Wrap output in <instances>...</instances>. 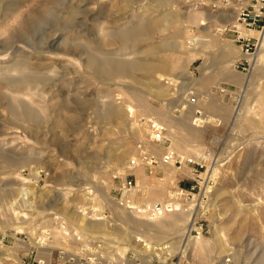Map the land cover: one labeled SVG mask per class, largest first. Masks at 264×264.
<instances>
[{"label": "rangeland", "instance_id": "obj_1", "mask_svg": "<svg viewBox=\"0 0 264 264\" xmlns=\"http://www.w3.org/2000/svg\"><path fill=\"white\" fill-rule=\"evenodd\" d=\"M43 1L0 0V264H264V27L240 17L252 22V0H54L8 39ZM147 22L162 28L132 45V56L102 41L103 31ZM76 33L77 53L103 43L155 69L101 80L78 55L43 51ZM20 57L42 66L49 84L20 92L5 84L21 75ZM17 101L47 118L32 124L12 113ZM93 106L123 117L107 123ZM150 119L162 124L158 142ZM140 145L155 163L130 164ZM170 149L195 164L162 162ZM124 177L136 206L176 201L170 215L184 218L167 227L145 223L146 213L130 217ZM198 238L214 246L199 253Z\"/></svg>", "mask_w": 264, "mask_h": 264}, {"label": "bare ground", "instance_id": "obj_2", "mask_svg": "<svg viewBox=\"0 0 264 264\" xmlns=\"http://www.w3.org/2000/svg\"><path fill=\"white\" fill-rule=\"evenodd\" d=\"M52 1L54 2V0H44L39 9L31 10V11H29L28 14H26L25 16L18 19L17 25L11 31H9L10 33H9L8 39L15 38L16 35L24 33V32L27 33V31L30 30L34 26V24H36L35 22L38 20V18H40L39 17L40 15L44 14V16H45V13L47 14V12L49 11V8H50L49 5ZM11 10L13 11V9H11ZM76 10H77V8L74 9L73 7H71L70 11L67 15V18H70V16L72 14H75ZM79 12H81V11H79ZM48 14H49V12H48ZM71 19L72 18H70V20ZM161 28H162V26L160 24L147 22V23H143V24H139V25H135V26L130 25V26L125 27V28L120 29V30L110 29V30H107L105 32L104 31L102 32V41H103L104 45H115V46H118L120 48H123L124 50H126L127 55H131V54H134V52L136 51L137 47H136V49H134V47L137 43H140V44H138V46L146 44L150 40L151 33L153 32V30L158 31ZM82 37H83L82 35L77 34V33H76V35H73V36L70 35V37L69 36L66 37L64 42L59 44V46H57L55 48H48V49H45L43 51L46 53H62L64 55H69V54L78 55L79 58H81L83 60L84 66L87 69H89L96 78L101 79V80L102 79L103 80L104 79L112 80L114 78H128L132 75L134 70H142V71L145 70L146 71V70H149L152 68L155 69V67H150L149 65H146V64H144V63H142L136 59H132L131 57L127 58V59H120V58H117L113 55H110V54L114 53V51L113 50L109 51L107 49L105 50L102 47L103 43L101 45L100 43L94 42V48H93L94 51L89 49L88 51H81V53L80 52L77 53V52L73 51L71 47H74V45L79 47L82 44V41H81ZM132 45L134 46L133 49H131ZM162 45H165V43L161 44V46ZM83 46H84V44H83ZM175 46H177V45H175ZM172 47H173V45H172ZM99 53H101V55ZM136 57H138V56H136ZM13 62H14L13 63L14 67H16L14 69H16V70L20 69V70H22V73H21V75L16 76V77H7V78L3 79V82L5 84H7L10 88L15 89L16 91L20 92V90H21L20 87L25 86V85H26V87L28 86V90H30V89H32L31 86L40 87V86H45V85L49 84L51 76L45 75L43 72H41L40 69L42 68V66L38 65L39 67L38 66L33 67L32 62H30V59H27L24 57L15 58L13 60ZM26 91L23 92V94H29V92L28 91L26 92ZM13 95H14V98H16V97H18L19 94L18 95L13 94ZM15 95H16V97H15ZM101 107L93 106L97 116L107 123L113 122V121L115 122V121H117L123 117V115H122L123 113L120 111V109H113L111 107H103V108H101ZM8 108L12 113H15V114H18V115L24 117L25 119L30 121L32 124H39V119H41V118L46 119L47 118L45 114L41 115L40 111L38 112V110H40V109H38L36 111V109L33 106H30L25 101L13 102V104L8 105ZM37 108H39V107H37ZM60 121H61L60 118H55V119H53L52 123H50L48 126L53 128L57 123L59 124ZM74 122H76V121H74ZM147 122H148V120H147ZM149 122L156 123V124H159V126H162V124H160L157 121L152 120V119H150ZM74 124H76V123H74ZM148 133H151V132L149 131ZM137 148H138V152H139L138 153L139 158H140V153L142 155H147V156L151 155V156L156 157L154 154H151L150 152H148V153L146 152V151H148V150H146L147 149L146 145H145V148H144V146L142 147L141 145L137 146ZM167 151H168V153L173 152L175 156H177L179 159H181V162L182 161L187 162V160L189 159L188 157L186 158L184 156H181L180 154L175 152V150L170 149ZM163 156L161 157L162 162H164ZM29 158H31V157H29ZM138 161L139 162H137V164H135L133 166H137L138 164L141 165L143 162V161H141V159ZM164 163H168V164L172 163L173 164V162H171V161L164 162ZM143 164L145 165L144 162H143ZM213 175H214V173H213ZM27 191H28V189H27ZM88 192L92 194L91 190L90 191L88 190ZM169 199H171V198H169ZM166 202H168V203H166ZM166 202H159L158 201V203H160L162 205L161 210L154 212V214H152L150 211L146 212V214L150 215L151 217L149 216L147 219H145L144 222L149 224V225H158V224L162 223L163 226L166 225L167 227H175L174 225H176L178 222H181V220L184 218L182 216L183 214L181 212L180 213L179 212L174 213V214L170 215V212H172L174 210L179 211V209H181L180 206L178 205V203L176 201H172V202L170 201L169 202V200ZM123 204L124 205L127 204L126 201H124ZM146 205H153V204L146 203ZM125 207H126V209H128V213L130 214L129 216L134 218V219H139V217L137 216L139 213H144V215H145V212H143L136 205L133 206V204H128ZM166 212H169L170 218L168 220H165V219L163 220L162 218H160V216H162ZM184 214H185V212H184ZM167 215H168V213H167ZM145 217H146V215H145ZM139 221H141V220H139ZM184 228L185 227L179 228L178 230L176 229L177 230L176 232L178 233V231H179V233H184L183 230L180 231L181 229H184ZM185 234H189V230H186ZM137 240L143 241V239L141 240L140 237H137ZM145 245H148V243L146 242ZM193 245L195 246V248L197 247V252H199V253H205L204 252L205 249L210 250L211 247L214 246V245H212L211 242H205V240H203L201 238H198L193 243ZM205 245H206V247H205ZM188 248H189L188 244L186 243L185 247L182 249V253H185Z\"/></svg>", "mask_w": 264, "mask_h": 264}, {"label": "built area", "instance_id": "obj_3", "mask_svg": "<svg viewBox=\"0 0 264 264\" xmlns=\"http://www.w3.org/2000/svg\"><path fill=\"white\" fill-rule=\"evenodd\" d=\"M247 10L249 12L252 10V13H251L252 22H246L245 21L247 19V17L250 16L249 15L250 13L244 14L242 12V14L240 15L241 20L244 21L247 26L252 27L255 25V23H257V21H260L264 24V0H252V3H250V7ZM263 24L261 26H259L260 29H263V27H264ZM148 128L150 129V132H151L150 138L152 140L160 141L163 138V127L159 126V124L148 122ZM166 152L167 153L163 156L164 162L171 161L174 164H176V163H179L181 161V159H179L177 156H175L173 152H170V153H168V151H166ZM140 159H141V161H144L145 164H146L145 161H148L147 162L148 164L155 163V159L153 157L148 158L147 155H142L141 153H140ZM187 162L195 164L196 161L188 159ZM130 164H132V165L137 164V159L131 158ZM119 184H120L119 189L121 190V193L126 194L125 200L129 204L136 205L134 203V200H135L134 196L137 194V191H136V187H135V184L133 183V181L130 178L124 177V178L119 179ZM131 195H133V198H131ZM138 208H140L145 213L150 211L152 214H154V212L161 210L162 205L160 203H155L153 205L138 204Z\"/></svg>", "mask_w": 264, "mask_h": 264}]
</instances>
